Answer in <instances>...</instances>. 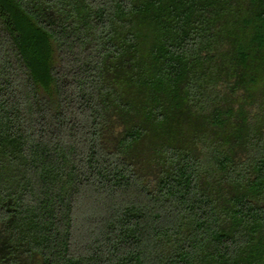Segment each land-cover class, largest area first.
<instances>
[{
    "label": "trees",
    "instance_id": "obj_1",
    "mask_svg": "<svg viewBox=\"0 0 264 264\" xmlns=\"http://www.w3.org/2000/svg\"><path fill=\"white\" fill-rule=\"evenodd\" d=\"M0 264H264V0H0Z\"/></svg>",
    "mask_w": 264,
    "mask_h": 264
}]
</instances>
